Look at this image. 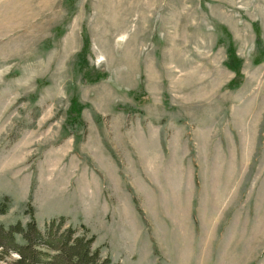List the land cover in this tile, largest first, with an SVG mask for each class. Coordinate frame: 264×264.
I'll return each instance as SVG.
<instances>
[{
	"label": "rangeland",
	"instance_id": "obj_1",
	"mask_svg": "<svg viewBox=\"0 0 264 264\" xmlns=\"http://www.w3.org/2000/svg\"><path fill=\"white\" fill-rule=\"evenodd\" d=\"M255 23L264 46V0H0V199H11L0 222L26 225L34 214L43 230L65 216V228L85 225L101 240L94 248L114 262L189 264L194 246H155L153 255L144 232L138 246H124L121 220H106V202L98 207L102 191L110 197L113 188H128L141 216L153 218L163 201L169 216L181 217L190 180L180 172L182 140L171 130L187 125L191 137L196 132L198 154L188 159L197 167L215 147L230 155L234 142L242 152L247 142L259 230L249 234L258 249L249 246L247 255L264 264V61L254 62ZM85 33L90 66L108 73L98 83L81 82ZM221 37L243 61L239 88H228L235 72L225 65L227 47L217 46ZM72 98L84 105L87 124L74 135L64 126ZM127 212L136 229L138 214Z\"/></svg>",
	"mask_w": 264,
	"mask_h": 264
},
{
	"label": "crops",
	"instance_id": "obj_2",
	"mask_svg": "<svg viewBox=\"0 0 264 264\" xmlns=\"http://www.w3.org/2000/svg\"><path fill=\"white\" fill-rule=\"evenodd\" d=\"M187 129L188 126L185 125L175 126L171 130V133H175L173 137L182 140L178 150L185 157L182 159L184 170L180 169V172L182 177L187 178V182L190 180V187L184 188L181 217L178 214L175 216V213L170 217L166 203L163 208V201H160L159 208L151 215L153 218L148 216V212L141 216L133 204L132 190L128 188H113L110 197L102 191L101 197L99 195L98 198V207H103L106 202V220H121L120 232L124 246H138L141 232H144L148 246H153V255L155 246H194L190 248V254L186 258L189 264H254L256 257L249 261L247 253L249 246H253L252 250L258 249L257 240L250 241L249 234L255 235L259 230L256 228L255 214L252 217L253 210L249 206L247 142L243 144V152L240 150L241 145L234 142L230 155L225 153L223 145H219L215 147V153L205 158L208 161L206 166L199 162L197 167L196 159H188L189 156L198 154L192 145L196 132H191V137ZM152 155L149 153L146 158L145 171H151ZM111 160L115 170L116 163L114 159ZM106 161L109 162V158L106 157ZM117 199L121 209L115 206ZM121 200L126 201L125 219L120 213L124 204H120ZM128 208H132L140 218L136 229L125 222L128 218ZM102 213L104 214V208ZM251 221H254L253 226L250 225ZM96 238L97 241L100 240L98 236ZM104 244L111 246L108 241H102L98 246ZM182 253L187 255L188 250L183 249ZM119 260L122 262V259ZM113 263L120 264L114 261Z\"/></svg>",
	"mask_w": 264,
	"mask_h": 264
},
{
	"label": "trees",
	"instance_id": "obj_3",
	"mask_svg": "<svg viewBox=\"0 0 264 264\" xmlns=\"http://www.w3.org/2000/svg\"><path fill=\"white\" fill-rule=\"evenodd\" d=\"M253 26L257 36L254 62L260 64L264 61L263 40L259 24L255 23ZM223 32L231 39L230 32L226 28ZM89 43L90 40L85 33L83 50L77 56L78 70L83 84L98 83L108 78L105 69L90 66L87 57ZM217 46L227 47L225 65L235 72V78L230 81L228 88H239L244 83L243 61L237 56L231 40L227 43L221 37L217 41ZM138 97L136 94V99ZM84 108L77 98L71 99L64 125L70 135L86 131L87 124L82 117ZM125 111L131 112L129 109ZM10 203L11 199L8 196L0 199V215L7 214ZM27 214L30 215L29 212ZM67 221L65 216L54 218L45 223L43 230L38 226L34 214L26 225L17 222L6 227L0 222V262L3 261L5 264H114L109 256H102L100 248H94L96 238L93 235L90 236L85 225L79 229L72 226L65 228Z\"/></svg>",
	"mask_w": 264,
	"mask_h": 264
}]
</instances>
